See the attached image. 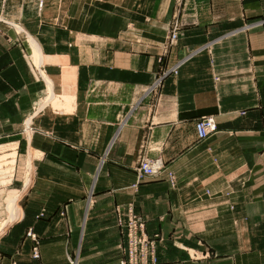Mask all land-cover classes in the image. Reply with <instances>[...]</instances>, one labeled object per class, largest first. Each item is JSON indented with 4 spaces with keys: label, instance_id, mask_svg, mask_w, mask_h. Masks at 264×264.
Here are the masks:
<instances>
[{
    "label": "crops",
    "instance_id": "crops-1",
    "mask_svg": "<svg viewBox=\"0 0 264 264\" xmlns=\"http://www.w3.org/2000/svg\"><path fill=\"white\" fill-rule=\"evenodd\" d=\"M9 4L0 140L39 155L0 264H120L117 208L130 202L162 237L159 264H264V0ZM30 38L75 69L71 111L41 107L44 73L64 93V64L35 66ZM207 116L218 130L200 140ZM146 157L162 158L178 186L159 177L134 189Z\"/></svg>",
    "mask_w": 264,
    "mask_h": 264
},
{
    "label": "built area",
    "instance_id": "built-area-1",
    "mask_svg": "<svg viewBox=\"0 0 264 264\" xmlns=\"http://www.w3.org/2000/svg\"><path fill=\"white\" fill-rule=\"evenodd\" d=\"M178 35V30H175L172 39H177ZM178 67L179 66L167 71L165 76L168 73L178 74ZM160 84L161 79L157 80L151 87L152 91ZM26 130L27 128L25 131ZM196 130L200 140L207 139L218 130L216 119L213 116L199 119L196 122ZM137 172L138 180L133 184V188L136 190L139 189L140 183L147 178L163 177L167 179L171 187L176 188L178 186L176 172L168 168L162 158L146 157L142 159L138 165ZM117 212V224L126 237V245L124 248L126 257L120 264H159L158 244L162 240V237L159 234H148L146 222L141 215L136 212L133 202L128 203L126 207H118ZM29 236L37 243V246L34 248L33 256L38 258L40 256L38 250V237L32 231L29 232ZM70 260L72 264H77L72 259Z\"/></svg>",
    "mask_w": 264,
    "mask_h": 264
},
{
    "label": "rangeland",
    "instance_id": "rangeland-1",
    "mask_svg": "<svg viewBox=\"0 0 264 264\" xmlns=\"http://www.w3.org/2000/svg\"><path fill=\"white\" fill-rule=\"evenodd\" d=\"M31 1L33 3H36L37 9L39 10V12H42V10L44 8L45 0H22V2H25V4L26 3H32ZM9 2H10V0H0V20H2V22L14 21V20H11V19H10L11 21H9V19H7L8 18L7 14H9V12H11V8H12L11 5L9 4ZM14 24L17 25L19 31L22 30L21 29L22 25L19 22H14ZM32 39H30L31 45H32V41H31ZM33 40H35V39H33ZM52 59H54V60H52ZM55 59L59 63H63L64 67H66L67 70H69L68 74L71 75V77H65L64 76V72H63L64 92L66 90V87H68V86L72 87V92H73V82L75 81V69L72 68V67H69V65L67 64V58L66 57H59V59H58L57 57H47V56L44 55V58L42 59L43 61L41 63H39V61H36L34 59V55H33V64L35 66H37V67H40L43 63H46L48 61H55ZM46 75L47 74L44 73L45 78H46ZM49 80L52 82V85H53V81H52V79L50 77H49ZM46 82H47V79H46ZM47 84H48V82H47ZM53 89H54V87H53ZM147 91L151 92V93L153 92L151 87H149L147 89ZM47 93H48V85H47ZM48 97H49V95H46V97H44V99L41 102L43 104V105L41 104V107L42 106L44 107V106H46L48 104L52 105L50 102L44 103L46 101V99L48 100ZM55 109H58V108H55ZM62 110H66V109H62ZM28 135L29 134L27 133V135L24 138L25 142H26V137ZM18 140H20V139L14 138V139H8V140H3V139L0 140V146L12 144V143L17 144V146L13 145V147L16 146L17 147V151H18L17 157L15 159L16 162L14 161L13 163L8 164V165H12V166H8V165L6 166V167H9V168L12 167V169H11L12 170V174L14 173V176L12 177L11 183H9L7 185H1L0 184V225H1V222L4 221L7 218L8 214H9V210L7 208L9 200H11V198L14 197V195H16L20 190L23 189L25 178H26L27 173H28V171L30 169V166H29V163H28L30 160L28 161V158L30 157L31 149L29 150V153L27 154V152L25 150V146H24L25 145L24 141L22 140V143L19 144L18 142H16ZM1 152H2V150L0 149V154H1ZM32 169L34 170V163H33V168ZM8 174L10 175V173H8ZM34 176H35V174H34ZM0 177H1V175H0ZM25 195L21 198V200L19 202L20 206L22 207V209H23V205H24Z\"/></svg>",
    "mask_w": 264,
    "mask_h": 264
},
{
    "label": "bare ground",
    "instance_id": "bare-ground-1",
    "mask_svg": "<svg viewBox=\"0 0 264 264\" xmlns=\"http://www.w3.org/2000/svg\"><path fill=\"white\" fill-rule=\"evenodd\" d=\"M30 39H32V38H30ZM31 41H32V46H33L32 48L34 50L33 51L34 52L33 53L34 59L36 61H39V63H41L43 61L42 60L43 59L42 50H41L39 44L35 40L32 39ZM58 59H59V57H58ZM52 60H54V59H52ZM55 61H57V60L55 59ZM68 72H69V70H67V68L64 67V76L65 77H71V75L68 74ZM46 79L48 82V84H47L48 85L47 95H49V97H48V100L46 99V101L44 103L50 102L53 105V107L58 108V109L59 108L60 109H66V111H70V110L74 109L73 106L75 103V95L72 92V87H69V86L66 87V90L63 94L57 95L53 91L52 82L49 80V77L47 75H46ZM13 145L17 146V144H14V143L0 146V149L2 150V152L0 154V175H1L0 184L1 185H7V184L11 183L12 177L14 176V173L12 174V170H11L12 167H10V168L6 167L8 164H11L15 161L17 154H18L17 147L16 146L13 147ZM37 155H38V151L33 149V151H31V153H30V157L28 158V161L30 160L28 162L30 169H29L27 176L25 178L23 189L20 190L16 195H14V197H12L11 200H9V202H8L7 208L9 210V214H8L7 218L1 222L0 239L8 231V229L10 227H12L17 221H19L23 217L24 212H23V209L20 206L19 202H20L21 198L27 193V191L30 189V187L32 186V184L34 182L32 160ZM8 166H12V165H8ZM8 173H10V175Z\"/></svg>",
    "mask_w": 264,
    "mask_h": 264
}]
</instances>
